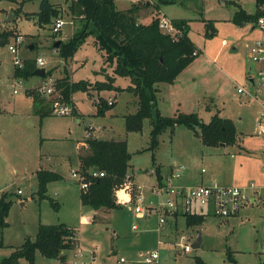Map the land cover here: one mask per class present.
Wrapping results in <instances>:
<instances>
[{
	"label": "rangeland",
	"instance_id": "1",
	"mask_svg": "<svg viewBox=\"0 0 264 264\" xmlns=\"http://www.w3.org/2000/svg\"><path fill=\"white\" fill-rule=\"evenodd\" d=\"M42 1L0 0V40H2L0 43V197L3 193H7L13 202L8 218L9 227L4 231L5 247L0 249V263L4 258L9 257L15 248L20 247L26 238L34 240L40 223L45 225L65 223L78 231L84 243L86 240L88 246H83L85 251L89 252L96 246L100 247L96 264H103L108 246L112 243L119 247L122 239V241H136L134 247L140 249L159 247L161 264H196L197 257L208 264H235L232 260H236L237 264H264V199L258 200L255 205H249L243 216L238 219L222 221L214 216H207L203 225L188 228L183 226L185 221L181 218L183 233H175V237L167 241V244L160 246L158 245L160 234L157 233L155 217L137 219L130 208L122 206L121 209L108 214V217L103 218L99 224L88 225L84 217H81L90 216L93 209L83 207L82 190L72 180L71 170L76 168L75 140L90 133L91 123L96 129L99 126L113 128L117 140L128 142L132 155L131 172L140 188L138 190L134 182L135 190L145 195L147 203L156 200L151 195L150 188L157 182L158 167L161 168L162 174L167 176L172 170L183 166L186 174L178 184L198 185L201 184L202 179L207 184L212 176L220 174L221 171L223 173L230 167L232 162L229 163L227 160H230V154L234 150L232 147L228 150L207 147L193 131L179 126L174 135L168 130L160 137V146L154 164L152 153L147 151L152 130L150 121L144 122L141 133L126 131L123 118L133 110V106L128 102L130 96L127 94L119 95V103L104 116L93 117L94 98L90 99L85 92H78L74 95V102L78 106L79 114H82L80 119L75 114L71 116L53 114L45 117L41 122L32 106L33 99L27 95L28 88L41 85V79L32 77L31 82L22 80V85L15 86L19 80L14 76L16 69L13 62L14 55L9 47L15 46L17 38L20 37L22 39L18 47L20 59L35 61L36 58L43 57L46 61V69L51 71L52 76L57 77L52 70L55 66L51 52L53 46L60 37H62L60 40L68 42L83 26L82 18L71 11L72 0H50L52 4L61 8L63 19L73 21L74 26L63 27L59 35L53 34V24L40 28L35 15L40 12ZM130 1H118L119 9L133 4ZM151 1L156 4V0ZM174 1V5L165 9L167 17L164 15L162 17L169 23L172 22V17H181L189 21L191 26L189 35L200 52L191 70L192 74L187 76L192 79L197 68L202 66L206 67L205 72L208 74L199 76L197 81L190 84L189 93L192 97L181 95L173 101L169 98L167 105L161 101L163 114L172 117L178 110L184 114L197 113L205 123H209L220 109L222 118L231 119L235 123L240 143L243 144L244 140H247L243 146L257 150L254 152L255 155L250 157V165L257 186H264L262 169L264 120L260 121L264 113V87L260 85L262 81L259 76L260 72H264V62H254L250 51L257 41L264 40V32L260 29L255 30L250 25L238 26L231 20L238 11L237 4L253 12L256 9L255 0ZM12 12H16L17 19L8 23L7 20ZM159 12L160 10L145 13H153L154 19L160 18ZM139 14L140 12L138 18H140ZM205 21H214L217 31L213 37H205ZM66 34L70 35L67 40ZM94 40V37H89L75 54L74 61L71 60L72 58L69 59L71 65L73 63V68L81 67L73 74L75 81L102 79L97 72L103 64V54L94 46ZM224 42L227 43L225 47ZM57 59L65 61L62 58ZM106 68H110V65L106 64ZM66 75L72 80L67 69L60 77L64 78ZM240 88H244L246 94H239ZM15 90L17 94L14 93ZM206 91L207 94L200 97L201 92ZM204 102L213 105L212 113L205 109ZM112 110L115 116L109 117L111 115L109 112ZM259 122H262L261 127ZM43 138L49 139L42 141ZM54 138L62 141H53ZM40 157L44 159L40 161ZM223 162L227 163L223 164ZM40 164L42 167H39ZM51 167L65 177L58 183L50 185L47 192L48 197L60 205L58 209L52 206L50 200L39 201L36 196L38 190L36 170ZM203 169L205 173H202ZM20 190L23 193L21 196L18 194ZM20 200H25L27 204L22 206ZM134 224L138 226L137 231L132 228ZM181 235L188 237V244L192 247L201 238V247L193 248L191 253H185L179 246ZM126 244L133 246L132 243ZM121 245L125 246V244ZM77 252L76 250L68 253L66 264H77L82 260ZM85 259L88 260L90 257L87 256ZM19 264H28V262L22 259ZM36 264L62 263L59 260L46 259L38 253Z\"/></svg>",
	"mask_w": 264,
	"mask_h": 264
},
{
	"label": "trees",
	"instance_id": "2",
	"mask_svg": "<svg viewBox=\"0 0 264 264\" xmlns=\"http://www.w3.org/2000/svg\"><path fill=\"white\" fill-rule=\"evenodd\" d=\"M117 0H72L71 11L82 18V29L68 42L61 43L57 52L60 58L68 61L74 58L79 48L89 37H94V45L104 54L105 65L113 68V75L107 74L106 68L101 70L105 76L103 82L79 81L72 82L68 75L57 80V88L66 103H73V95L78 92L91 94L92 92H130L138 99V111L125 117V128L128 133H141L144 122L150 121V146L147 151L152 153L153 163L156 164V152L160 146V137L168 130L174 135L179 126L193 131L210 148L221 146L233 147L240 143L235 123L225 119L218 112L209 123H205L197 113H179L172 117L164 116L158 107V85L173 84L178 76L186 70L199 56L200 52L189 36L190 25L187 20H173V26L178 30L174 36L165 34L160 28V18H154L149 25L138 21V13L142 9L153 7L156 11L162 6L172 5L173 0H156V4L146 2L132 4L126 11L117 8ZM256 11L253 14L246 12L240 5L234 14L232 22L238 26L256 25L262 15L261 8L264 0H255ZM16 13V12H15ZM60 7L50 0H43L40 12L35 16L40 28L55 24L63 18ZM28 17L30 15H27ZM217 29L214 21H205V37H213ZM60 34V33H59ZM58 34V35H59ZM56 35V34H55ZM22 69L16 68V79L29 80L38 70L36 60L25 59ZM47 71L46 76H51ZM129 78L130 87L123 90L115 86L116 78ZM27 95L33 99L35 114L42 120L53 114L55 99L44 98L38 89L27 90ZM114 107L104 98L97 108V116H104ZM76 113V111H75ZM86 150L80 156V170L88 174L92 170L105 172V177L89 178V189L81 191V202L84 207L95 211L119 210L115 190L126 184L131 171L132 155L129 152L128 142L119 140H102L88 138ZM38 190L36 196L39 201L48 199L56 209L60 207L48 197V186L51 183L63 180V177L49 170L37 172ZM157 181L163 180L161 168L156 169ZM135 190V186H134ZM13 202L9 194L3 193L0 197V249L5 247L4 231L9 227L8 218ZM205 216L196 215L186 217L188 228L198 227L205 222ZM78 232L66 224L45 225L40 223L36 238H26L23 244L15 248L11 255L4 258L0 264H19L24 259L28 264H36L39 253L46 259L67 260L66 252L77 247ZM237 264L236 260H232ZM196 264H208L202 258L195 259Z\"/></svg>",
	"mask_w": 264,
	"mask_h": 264
},
{
	"label": "built area",
	"instance_id": "3",
	"mask_svg": "<svg viewBox=\"0 0 264 264\" xmlns=\"http://www.w3.org/2000/svg\"><path fill=\"white\" fill-rule=\"evenodd\" d=\"M149 2L150 0H132L134 4L139 2ZM262 15L259 17L256 27L264 32V6L261 8ZM160 28L165 34L175 35L178 30L173 26L172 22H168L165 18L160 17ZM69 24H74L73 21H66L63 18L56 20L52 27L53 34L61 33L63 27ZM22 39L19 37L16 40L15 46H10L9 50L14 55V65L16 68L22 69L24 67V59L19 57V45ZM224 45L226 42L223 43ZM251 57L254 62H264V41L259 40L251 47ZM36 64L39 68H46V61L43 57L36 59ZM262 83L264 87V72H260ZM15 86L22 85L23 79H17ZM57 80L52 75L46 76L43 79V84L37 88L38 92L46 99H55L53 104V114L58 116H71L75 114V109L72 104L66 103L57 88ZM17 94V90L14 92ZM239 94H246L244 88L238 89ZM106 100V99H105ZM111 106L114 104L113 99L106 100ZM101 104V97L94 99L96 108ZM264 113L262 115L263 121ZM261 127L262 122H259ZM92 128V127H91ZM90 128V131L92 130ZM90 133L87 139L90 138ZM264 170V162L262 164ZM205 173V170H202ZM186 169L182 166L179 169L172 170L169 175L163 177L161 182L157 181L155 185L150 188L151 195L156 199L149 201L141 191L134 190V184L128 178L125 185L115 190V198L118 205L130 208L135 218L149 219L157 218V233L166 235V232L171 227L177 225V220L188 216H214L222 221L237 217L241 211L251 203V197L246 190L238 186H223L218 183L202 184L194 187H188L178 182L185 176ZM72 180L78 184L82 191L89 189V178L98 179L105 177V172L92 170L88 174L83 173L80 169L73 170L71 173ZM253 188L254 185H252ZM22 195V191L18 192ZM133 230L137 231V224L133 225ZM188 237L186 235L180 236L179 246L185 253H191L193 247L188 244ZM165 242L159 240L158 245H163ZM77 254L82 259L78 264H96L98 259L97 251H85L82 248L77 250ZM160 248L143 250L138 252L134 257L119 256L117 264H161ZM89 256L90 259H85Z\"/></svg>",
	"mask_w": 264,
	"mask_h": 264
},
{
	"label": "crops",
	"instance_id": "4",
	"mask_svg": "<svg viewBox=\"0 0 264 264\" xmlns=\"http://www.w3.org/2000/svg\"><path fill=\"white\" fill-rule=\"evenodd\" d=\"M118 1H120V0H117L116 4H117V8L119 9V2ZM130 3H133L132 0L130 1ZM146 3H149L150 5H153V3H152L151 0L149 2H146ZM235 4H236V2H235ZM131 5L132 4H128V6H125L124 8L119 9V10L126 11V10H128L131 7ZM172 5H174V4H172ZM238 5H240V4H238ZM169 6L170 5H168V6H162L161 7L160 12L158 13V14L161 13V16L160 17H162V15H164L165 17H167V15L165 13L166 12L165 9L167 7H169ZM243 9L246 12L250 13V14H253L256 11V9H255V11L249 12L245 8H243ZM147 11H149L151 13V11L152 12L153 11L155 12L156 10L153 7H150V8L142 9L141 11H139L140 12V14H139L140 18H138L139 23L145 24V25H149L152 22L153 17H154V14L153 13L152 14L145 13ZM182 19L183 18H181V17H178V18L177 17H172L171 18V21H173V20H182ZM146 20H148L147 23H146ZM248 25L252 26V28L255 29V30L258 29L256 26H254L252 24H248ZM248 25L243 26V27H247ZM68 26L69 27L70 26H74V24L73 25L72 24H69ZM190 28H191V26H190ZM65 36H66L65 39L67 40V38L70 35H67L66 34ZM60 39H62V37H60L58 41H62ZM0 43H2V40H0ZM93 44H94V42H93ZM223 46L224 47L227 46V43L225 45L223 44ZM53 48H54V46H53ZM51 52H52V56L54 58V63H55V66H53L54 68L52 70H54V75H56L58 78L57 77H54V76L53 77L56 78V79H58V80L61 79V77H62L61 74L64 73V70L65 69H67V71L69 72V75H70V77L72 79L71 81L72 82H79V81H75L74 80V78H73L74 75L73 74L79 68H81V67H79L78 69H75L72 66L73 63L71 65V63L69 62V60L62 62L59 59H57V58H60V56L58 55L57 49L54 48V49H52ZM57 56H59V57H57ZM71 60L74 61L73 58ZM104 61H105V58H104V54H103V64L101 66L100 71L97 72V74H100L102 76V79L101 80H96V81H90V80H88L89 82L95 83V82H103V81H105V76L101 72V70L103 68H106V65H105ZM195 61L186 70H184L178 76V78L175 80V82L173 84H160V85H158V90H159V93H158V107H159V110L161 111L162 114H163V110H162V108L160 106L161 101H163L164 104L167 105L168 104L167 103V100H169V98L173 101L176 97H179L181 95H185L186 97H187V95H190L192 97V94L189 93V86H190V84L193 83L194 81H197L199 76L208 74V72H205L206 67L205 66L204 67L202 66V68H200V67L197 68V72H195V74H194V76H193L192 79L189 76H187V74H192L191 73V70L193 68V65L195 64ZM60 66H61V68H60ZM106 70H107L106 71L107 74H109L110 76L113 75V68H106ZM47 71H49V70L46 69V72ZM33 78H34V76H33ZM38 78L41 79V82H42L41 85H42L43 84V79L40 78V77H38ZM31 79L32 78H30L28 81L31 82ZM80 81H86V80H80ZM252 81H254V80L252 79ZM130 85H131V81H130L129 78H121V77H117L116 78V83H115V86L116 87L121 88L123 90H126V89H128V87H130ZM36 87L37 86L30 87L28 89L30 90V89H37V88H39V87H37V88ZM86 94H87V96L90 99H93V98L95 99L97 97H101V98H104L106 100L113 99V101H114V107L119 103L118 102V96L119 95H121V96L126 95V94L129 95L130 97L128 99V102L130 103V105L133 106V110L131 112H128V114H125L124 115V118H123L124 119V122H125V117L126 116L131 115V114H135L138 111V103H137L138 102V99H137V97H135L132 93L127 92V91H124V92H121V93H118V92H115V91L114 92L113 91H111V92L110 91H104V92H101V93L92 92L91 94H88V93H86ZM204 94H207V91L206 92H201L200 97L201 96L203 97ZM74 95H77V94H74ZM74 95H73V107H74V109L76 111L75 115H77L78 118L80 119V117H82V114H79L78 106L74 102V97H75ZM204 103H205V109L207 111H210V113H212L213 110H214L213 105H210V103H207L206 104V102H204ZM93 105H94V102H93ZM178 105H179V103H178ZM32 106L34 107V105H32ZM219 110H218V112H220ZM97 112H98L97 108L94 107V112H92V116L93 117H97ZM109 113H111V115L109 117H114L115 116L114 110L110 111ZM179 113H181V112L178 110V112L176 114H179ZM51 116H53V114ZM105 118H107V116ZM78 122H80V120ZM89 127L90 128L92 127L91 128L92 130L90 131V134L92 135L93 138H98V139H102V140H112V139L113 140H117L114 137L115 131H114L113 128L108 129L105 126L100 128V126H99V128L96 129L93 123H91V125ZM48 139L49 138H43L42 141H45V140H48ZM86 139H87V135H85L81 139H78V140L76 139L75 140L76 141V144H75L76 154H75V158L74 159L76 160V168L75 169H72L71 171L80 168V159L79 158H80L81 155L84 154V152L86 150V146H87V143L85 142ZM53 141H62V140H59V139L56 140L54 138ZM119 141H121V140H119ZM245 141H247V140H244L243 144L245 143ZM243 144L238 143L237 145H235V146L232 147V150H234V151H233V153L230 154V156H231L230 157V160H227V162H229V163L232 162V164L230 165V167L226 168L223 171V173L221 171L220 174H218L216 176L215 175L212 176L210 178L211 181L210 182H207V184L218 183V184L223 185V186H238V187H242V188H244L246 190V192L248 191L247 193L251 197V203L249 204L251 206V205H255L258 202V200L264 199V186H257V184L255 182L256 180L254 178L255 177L254 176V171H253L252 166L250 165V160H251L250 157L251 156H254L255 155L254 152L257 151V150L249 149V148L243 146ZM218 148L225 149V150H228L229 149V147H225V146H221V147H218ZM215 149H217V148H215ZM46 157L47 158H50V156H46ZM43 159H44V157H40V161H42ZM227 162H223V164H226ZM39 167H42L41 164H40ZM40 170H49V171H52V172H55V173L60 174L53 167H51L50 169L38 168L36 170V174ZM147 173H149V171H147ZM60 175L63 178H65L62 174H60ZM129 175L134 179V182L137 184V186L139 188V185L135 181V177H134V175L132 174L131 171H130V174ZM163 177H165V175H163ZM54 183H58V182H54ZM54 183L49 184V186L52 185V184H54ZM188 183H190V182H188ZM202 184H206L204 179H202L201 184H198V185H202ZM182 185L188 186V187L198 186V185H189V184H185V183L182 184ZM252 185H254L255 188H253ZM49 186H48V189H49ZM139 190H140V188H139ZM19 196H21V195H19ZM20 204L22 206H25L27 204V202H25V200H20ZM249 205H247L241 211V213L237 217H235L234 219L241 218L243 216V213L248 209L247 207ZM112 211H114V210H110V211L105 210V209H101V210H98V211L91 210V215L90 216H81V217H84V219L86 220V222H88V225L89 224L95 225V224L101 223L102 220H103V218H107L108 217V214H111ZM184 221H185V225H183V226H187L186 225V219L185 218H184ZM61 224H65V223H61ZM183 226L181 225V218L178 219L177 220V225L171 227L166 232V235H168V236L160 235L159 240H163L165 242V244H167V241H169L172 237H175V233H183V229H182ZM178 230H179V232H177ZM114 235L117 236V233L114 232ZM119 239L121 240V238H119ZM122 240H121V242L119 244V247H118V245L112 244V243H111L110 246H108V248H107V250L105 252V255H104V262H103V264H117V260H118V257L119 256L134 257L140 251L149 250V249H140V248L134 247L137 244L136 241H132V240L131 241H129V240L122 241ZM77 242H78L77 247L74 250H71V251H75L76 252V250H78L79 248H82L83 249L84 248L83 246H86V245L88 246V243L86 242V240H85V243H84V240L81 238V236H79V234H78V240H77ZM126 243H132L133 246H129ZM197 243H199V239H198V242H195L194 244H197ZM121 244H125V246H122ZM201 245H202V241H201ZM137 249H139V250H137ZM87 250H89V249H87ZM99 250H100V247L99 246H96L93 249H90L89 251H97V253H98ZM69 252L70 251L66 252L67 258H68V253ZM66 262L67 261L61 262V263L62 264L65 263L66 264Z\"/></svg>",
	"mask_w": 264,
	"mask_h": 264
},
{
	"label": "water",
	"instance_id": "5",
	"mask_svg": "<svg viewBox=\"0 0 264 264\" xmlns=\"http://www.w3.org/2000/svg\"><path fill=\"white\" fill-rule=\"evenodd\" d=\"M17 19L16 15L14 12H12L11 16L8 18L7 22L8 23H12L14 22L15 20ZM61 43L62 41H57L54 45V48L55 49H59V47L61 46ZM46 69L45 68H39L38 70H36L34 73H33V76L34 77H40L42 79H44L46 77ZM201 247V238L199 239V243L197 244H194L193 245V248L197 249V248H200Z\"/></svg>",
	"mask_w": 264,
	"mask_h": 264
}]
</instances>
